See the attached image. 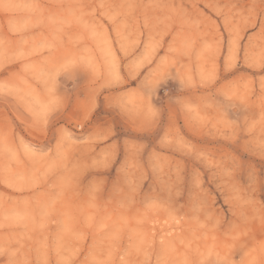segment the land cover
Returning <instances> with one entry per match:
<instances>
[{"label":"rangeland","instance_id":"1","mask_svg":"<svg viewBox=\"0 0 264 264\" xmlns=\"http://www.w3.org/2000/svg\"><path fill=\"white\" fill-rule=\"evenodd\" d=\"M0 264H264V0H0Z\"/></svg>","mask_w":264,"mask_h":264},{"label":"snow or ice","instance_id":"2","mask_svg":"<svg viewBox=\"0 0 264 264\" xmlns=\"http://www.w3.org/2000/svg\"><path fill=\"white\" fill-rule=\"evenodd\" d=\"M108 132H109V134H111L110 129L108 130ZM113 139H116V137H113ZM125 147H126V145L123 142H121V148H125Z\"/></svg>","mask_w":264,"mask_h":264}]
</instances>
